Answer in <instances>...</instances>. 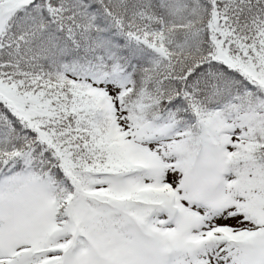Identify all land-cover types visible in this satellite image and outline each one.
I'll use <instances>...</instances> for the list:
<instances>
[{
    "label": "snow or ice",
    "instance_id": "obj_1",
    "mask_svg": "<svg viewBox=\"0 0 264 264\" xmlns=\"http://www.w3.org/2000/svg\"><path fill=\"white\" fill-rule=\"evenodd\" d=\"M0 264H264V0H0Z\"/></svg>",
    "mask_w": 264,
    "mask_h": 264
}]
</instances>
